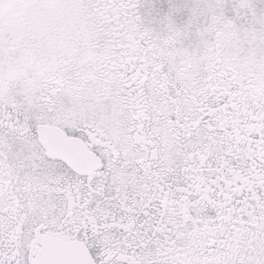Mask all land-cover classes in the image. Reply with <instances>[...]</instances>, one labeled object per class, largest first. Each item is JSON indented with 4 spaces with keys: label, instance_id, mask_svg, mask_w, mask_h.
<instances>
[{
    "label": "snow or ice",
    "instance_id": "snow-or-ice-1",
    "mask_svg": "<svg viewBox=\"0 0 264 264\" xmlns=\"http://www.w3.org/2000/svg\"><path fill=\"white\" fill-rule=\"evenodd\" d=\"M0 264H264V4L0 0Z\"/></svg>",
    "mask_w": 264,
    "mask_h": 264
},
{
    "label": "flooded vegetation",
    "instance_id": "flooded-vegetation-1",
    "mask_svg": "<svg viewBox=\"0 0 264 264\" xmlns=\"http://www.w3.org/2000/svg\"><path fill=\"white\" fill-rule=\"evenodd\" d=\"M156 1H158V0H155V2ZM158 3L161 4V5L166 4L167 3V0H162V1H159Z\"/></svg>",
    "mask_w": 264,
    "mask_h": 264
},
{
    "label": "rangeland",
    "instance_id": "rangeland-1",
    "mask_svg": "<svg viewBox=\"0 0 264 264\" xmlns=\"http://www.w3.org/2000/svg\"><path fill=\"white\" fill-rule=\"evenodd\" d=\"M159 1H162V0H158V1H156V3H158ZM258 3L264 4V0H258Z\"/></svg>",
    "mask_w": 264,
    "mask_h": 264
}]
</instances>
